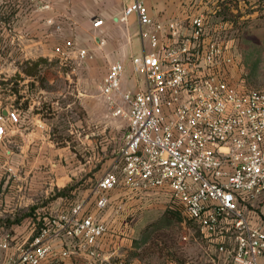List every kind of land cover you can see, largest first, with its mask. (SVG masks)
<instances>
[{"label": "built area", "instance_id": "2783aa9c", "mask_svg": "<svg viewBox=\"0 0 264 264\" xmlns=\"http://www.w3.org/2000/svg\"><path fill=\"white\" fill-rule=\"evenodd\" d=\"M213 2L212 13L191 18L188 34L178 21L165 26L154 20L145 0L126 2L120 20L136 16L149 49L131 58V71L143 87L122 89V62L109 65L99 86L113 115L127 119L128 130L120 167L98 182V214L76 203L35 226L8 259L1 256L8 243L0 239V264H54L76 253L91 258L87 264H129L98 249L109 232L99 214L120 185L146 196L168 193L215 246L209 264H264V92L232 77L239 66L233 38L246 20L244 2ZM53 55L66 61L87 52L67 39ZM21 122L16 108L0 114V143L9 139L7 124L13 129Z\"/></svg>", "mask_w": 264, "mask_h": 264}, {"label": "crops", "instance_id": "0c3cea01", "mask_svg": "<svg viewBox=\"0 0 264 264\" xmlns=\"http://www.w3.org/2000/svg\"><path fill=\"white\" fill-rule=\"evenodd\" d=\"M127 1L0 0V78L3 75L1 79L7 80L6 77L19 73L22 88L18 85L19 94L14 95L27 102L26 109L17 107L21 124L13 129L7 124L9 139L0 143V239L8 243L1 252L3 259L18 254L32 236L35 226L59 216L76 203L87 204L88 199L93 203L98 197V189L89 192L85 180L72 187V182L79 181L78 172L66 168V140L58 142L54 136L52 122L61 111H66V106L61 108L55 101L47 102L36 82L37 77L26 75L20 69L25 62L31 66L34 62L35 68H39L37 61L40 57H56L53 55L56 45L75 36L80 43L84 41L95 49L98 60L109 65L115 62L124 64L123 90L143 87V79L131 71V58L148 51L149 45L139 36L136 16L127 22L120 20ZM213 1L210 0L209 4L207 0H145V4L154 20L165 26L178 21L183 25L181 32L188 34L191 32V18L204 12L212 13ZM240 9L247 19L250 16L247 8L242 5ZM96 20H102V26L95 27ZM164 32H169L167 27ZM92 40L97 42L96 46ZM58 64L60 69L66 70L64 63ZM2 96L0 90V100ZM8 110L5 107L0 112L6 115ZM120 165L118 155L113 169ZM109 195L110 206L99 214L109 232L100 241L98 249L105 257L112 260L122 258L129 263L131 244L127 246L125 243H129L132 228L127 217L135 205L144 206L149 196L123 185ZM7 230L13 232L6 233ZM67 246H71L70 242ZM66 261L87 264L91 258L85 253H76L63 262Z\"/></svg>", "mask_w": 264, "mask_h": 264}, {"label": "rangeland", "instance_id": "374dc122", "mask_svg": "<svg viewBox=\"0 0 264 264\" xmlns=\"http://www.w3.org/2000/svg\"><path fill=\"white\" fill-rule=\"evenodd\" d=\"M242 1L250 16L239 26L243 32L235 33L233 38L239 66L233 70L232 77L236 84L243 81L242 86L264 92V0ZM70 37L76 49L87 52L86 57H73L66 61L59 57H40L38 60H43L36 82L47 102L55 101L61 108L66 106V111H61L52 122L54 136L58 142L66 140V168L78 172L77 179L81 180L72 182V187L85 180V188L91 192L96 190L98 180L113 169L124 144L128 121L113 115L99 90L109 63L98 60L95 49L88 47L84 41L80 43L77 37ZM92 43L97 45L95 40ZM97 49L100 50L99 46ZM58 62L64 63L66 70L60 69ZM24 70L35 72L34 62L32 66L25 62L20 71L26 74ZM64 77L66 80H63ZM1 78H4L3 75ZM1 78L3 96L0 110L23 106L25 100L17 102L18 95H14L16 89L22 88L21 75L6 77L7 80ZM42 102L45 104L46 101L43 99ZM17 103L21 105L17 106ZM147 200L144 206L135 205L134 211L127 217L132 228L129 243H125L127 246L131 244L128 248L129 263L209 264L210 257L215 254V246L203 236L199 226L185 216L171 196L156 192L151 193ZM95 204L88 199L89 213L98 214ZM260 207L255 206L256 210ZM11 232L7 230L6 233ZM55 264L76 263L66 261Z\"/></svg>", "mask_w": 264, "mask_h": 264}, {"label": "trees", "instance_id": "16d2710c", "mask_svg": "<svg viewBox=\"0 0 264 264\" xmlns=\"http://www.w3.org/2000/svg\"><path fill=\"white\" fill-rule=\"evenodd\" d=\"M42 60H43V59L38 60V61H37V64L40 65V63H41ZM24 72H26V75H33V76L39 77V75H40V68H37L35 72H34V71H27V70H26V71L24 70ZM14 93L19 94V89H16V90L14 91ZM21 98H22V97L19 96L18 99H17V102H18L19 99H21ZM22 107L26 109V108H27V102L24 103Z\"/></svg>", "mask_w": 264, "mask_h": 264}]
</instances>
